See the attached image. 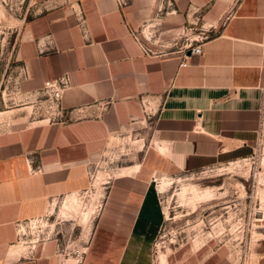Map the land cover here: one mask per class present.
<instances>
[{
	"label": "crops",
	"instance_id": "obj_1",
	"mask_svg": "<svg viewBox=\"0 0 264 264\" xmlns=\"http://www.w3.org/2000/svg\"><path fill=\"white\" fill-rule=\"evenodd\" d=\"M33 3L16 51L25 90L67 83L48 118L0 132V264H59L58 243L23 245L24 227L83 190L87 163L129 127L144 129L133 135L143 157L113 169L82 264H152L163 222L152 179L264 142V0ZM198 37L202 53L181 67L182 46Z\"/></svg>",
	"mask_w": 264,
	"mask_h": 264
},
{
	"label": "rangeland",
	"instance_id": "obj_2",
	"mask_svg": "<svg viewBox=\"0 0 264 264\" xmlns=\"http://www.w3.org/2000/svg\"><path fill=\"white\" fill-rule=\"evenodd\" d=\"M38 9L33 0H0V132L24 124L28 116L48 118L57 102L44 86L25 90L24 66L16 60L23 24ZM261 52L264 59V47ZM133 129L115 136L87 163L83 190L58 200L24 227L19 239L23 245L52 240L63 247H85L113 169L119 172L143 157L144 143L133 135L144 129ZM152 189L163 216L152 264L264 263V143L242 158L157 175Z\"/></svg>",
	"mask_w": 264,
	"mask_h": 264
},
{
	"label": "built area",
	"instance_id": "obj_3",
	"mask_svg": "<svg viewBox=\"0 0 264 264\" xmlns=\"http://www.w3.org/2000/svg\"><path fill=\"white\" fill-rule=\"evenodd\" d=\"M239 0H236V2ZM198 39L201 40V37L198 38H188L187 42L182 46L181 52H182V60L180 62V66H186L187 65V59L191 55H200L202 53L201 45L200 44H193L194 41L198 42ZM260 47H264V39L260 43ZM143 50L146 53L152 54L153 52L146 46H143ZM186 51L189 53L186 54ZM263 67H264V59H263ZM67 83V78L66 77H61L56 81H51V82H45L44 83V88L49 89L54 93L55 100L57 101L59 98V94L62 90V88L66 85ZM155 245V243H154ZM68 249V250H67ZM86 252V247H81V248H74V246H60L58 244L56 248V254L58 256H62L60 258L59 264H82L83 259H84V254ZM250 264H258V263H250ZM264 264V263H262Z\"/></svg>",
	"mask_w": 264,
	"mask_h": 264
},
{
	"label": "bare ground",
	"instance_id": "obj_4",
	"mask_svg": "<svg viewBox=\"0 0 264 264\" xmlns=\"http://www.w3.org/2000/svg\"><path fill=\"white\" fill-rule=\"evenodd\" d=\"M263 143H264V142H263ZM168 184H169V183H168ZM164 185L166 186V183H165ZM166 187H167V186H166ZM68 198H70V197H68ZM72 199H73V198H71V200L69 199V200L71 201V202H69V203H72V204H73V203L75 202V200H72ZM69 200H68V201H69ZM76 202H77V201H76ZM65 203H67V202H65ZM65 203H64V204H65ZM66 205H67V204H66ZM76 205H77V204H76ZM74 206H75V204H74ZM65 207H66V206H65ZM67 207H68V206H67ZM64 209H65V208H64ZM64 209H63V210H64ZM70 209L72 210V208H70ZM66 210L69 211V209H66ZM73 210H74V209H73ZM75 210H76V209H75ZM75 210H74V211H75Z\"/></svg>",
	"mask_w": 264,
	"mask_h": 264
}]
</instances>
